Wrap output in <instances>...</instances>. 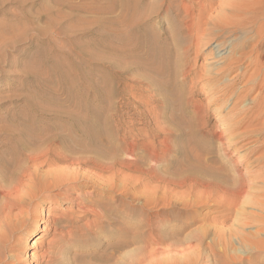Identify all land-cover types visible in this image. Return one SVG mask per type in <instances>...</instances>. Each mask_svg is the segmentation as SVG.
Segmentation results:
<instances>
[{
    "label": "rangeland",
    "instance_id": "rangeland-1",
    "mask_svg": "<svg viewBox=\"0 0 264 264\" xmlns=\"http://www.w3.org/2000/svg\"><path fill=\"white\" fill-rule=\"evenodd\" d=\"M61 1L68 4L67 8L58 6L55 3L56 0H0V130L2 129L0 131V168L4 159V151H6L2 147V142L13 141L16 138L11 136L13 133L9 134L8 130L5 131L4 127L8 126L14 129L19 126L17 127L19 132L20 129L22 131L27 129L28 131L24 130V132L46 137L51 131L68 133L67 131L74 128L76 124L83 122L82 125L90 131V136L94 131H98L101 134V140H109V144L114 146L118 157L127 159L140 167L144 163L142 167L148 171L152 166V172L156 169L160 173L163 172V176L168 177L170 174V178L178 176L177 179L183 177L190 165H196L194 163H197V159L201 156L205 161L211 157L221 159L226 169L233 173L232 162L238 157L242 159L243 155L247 156L248 152L255 148L256 141L259 139L256 136L258 133L246 137L242 143L245 147L234 153V157L226 156L222 151L223 145L217 141V135L220 134V130L223 131L219 120L231 114L234 103H227L218 113L216 106H212L208 100H202L204 98L200 96L193 99L192 96L197 91V87L207 91L218 87L221 83H202L198 86L197 81L194 82L191 79L183 81L180 76L189 69L193 70L195 76L208 75L211 73V68L218 63L212 52L217 41L204 45L202 53L197 51L192 37L185 28L188 21V10L198 17L201 8L208 10L211 8L212 13L210 14L213 17H219L224 14L228 0H166L167 4L172 3L173 6L169 15L170 19H163L165 8L162 0H136V5L132 7V10L124 8L107 10L108 6L114 4L111 0ZM131 1L133 0H120V3L129 6ZM251 1L229 0V3L245 4L252 3ZM263 5L264 0L262 7ZM81 7L83 11L79 12ZM225 14L229 12L226 11ZM259 21V18L256 21L253 20L251 24L244 27L245 29H233V37L243 33L247 35L253 33L256 28L255 23ZM211 32L219 35L215 29ZM222 41L224 42L225 39L219 42ZM251 50L252 47L248 49V52ZM223 65L218 66L223 67ZM152 66L158 67L162 71L161 75L154 76L151 72ZM148 73H152L150 76L154 79L149 78ZM235 75H229L228 79H232ZM176 76L180 77L179 82L171 85L170 81ZM154 80L156 84L161 83L158 87L163 89H157L158 87L153 89L151 84ZM148 82H152L151 86ZM256 95L257 93L252 98ZM201 100L202 103L198 108L191 107V101L198 103ZM240 109L241 107L235 112ZM253 119H255L254 116ZM198 123L200 127L196 126ZM22 127L25 128L22 129ZM260 127L264 130V123L258 128ZM10 128L9 130L13 129ZM258 128L251 127L247 130ZM14 129L13 131H16ZM72 133L75 139H80L76 131ZM194 138L199 140L201 147L197 146ZM126 144L136 145V156L126 157L124 154ZM196 147L206 149V151L201 153L196 150ZM259 156H253V159ZM139 161L140 165H137ZM62 166L58 168L75 170V167L69 165ZM51 169L48 171H52ZM56 170H58L57 167ZM88 170L85 169L86 172ZM177 170L178 172L182 170V173L178 175ZM124 171L125 173L117 174L118 176L114 177L115 180L108 179V175L107 177L103 175L101 176L103 180L100 178L99 184L93 180L87 184L83 183L79 186L81 187L79 191H71L61 202H47L38 209L40 217L36 224L22 222L13 229H8L9 231H2L0 233V264H47L49 259H53L54 264L55 262L56 264H112L108 261L110 257H114L115 264H120L127 254L140 247V239L126 238L123 240V247L114 250L111 246L113 240L109 236L121 231L126 222L105 211L114 214L116 209L123 211L127 206L132 212L130 221L137 226L146 223L150 216L163 213L165 208L159 203L166 202L167 196L168 201L172 197L181 199V202L184 199L186 201L188 200L187 195L189 199L192 198V201L198 199L194 197L195 195L198 197L199 192L191 195L185 190H177V193L173 192L176 195H166V201H164V191L158 188L156 181L149 182L144 179V176L142 181L140 173L133 172V170L131 173ZM158 171L157 174L161 175ZM88 172L90 175L93 171L91 169ZM136 177L142 182H139ZM128 179L130 183H127ZM132 182L135 184L133 185ZM147 183L153 184L150 187ZM153 185L158 191L155 188L151 189ZM155 191L160 192L158 194ZM135 193L138 198L135 197ZM177 194L180 196L177 197ZM146 197L152 200L144 208L142 203ZM0 200L1 205V194ZM153 201L155 202L152 203ZM189 210H192L191 213L198 221L196 225L190 226L191 231L200 229L205 222L206 224L212 223L211 227L209 226L211 233L216 229L218 233L220 230L223 233V231H231V229L237 231L238 229L237 223L234 222L236 214L231 215L226 223L221 222L219 217L222 216L220 212L222 206L215 202L207 206L189 208ZM246 211L247 213L256 212L250 208ZM48 213L50 218H47ZM183 216L179 214L180 218ZM57 218L59 223L55 225L54 219ZM260 220L264 222V219ZM156 226L159 227L158 224ZM213 227L217 228L213 231ZM256 229L255 225L246 229L248 234L245 238L251 233L248 236L251 240L247 237L250 242L252 238V242H258L260 237L263 238V235L257 236L258 230ZM214 233L211 239L212 237L216 239L219 235L217 233L215 237ZM232 233L231 231L230 234ZM230 234L228 232L225 240L228 238L226 241L231 242L229 247L232 245V248H236L234 249L237 252H232L231 247V251L228 252L233 256L227 253L226 243V248L221 244V241L222 243L225 241L224 238L220 241L217 239L220 243H215V245H222L219 248L222 247L225 250L227 257L230 255L228 260L231 261L233 257L238 261L231 263L226 258L227 261H221H225L226 264H246L247 261L252 262L251 264H259L261 258H258L255 253L248 252L246 245L240 249L241 246H238L236 238L232 236L237 245L234 246L235 243L233 238L230 239ZM254 237L258 238L255 240ZM217 240L214 242H218ZM195 245L196 243L191 244L192 247H196ZM219 248L214 251L216 257L214 253H209L211 254L209 260L206 258L205 263L204 258L199 264L212 262L214 264L215 258L224 259L221 255L224 251ZM235 253L238 256H235ZM242 253L245 254L242 255ZM217 254L221 257L218 258ZM247 256L250 258H246ZM242 260L245 262H241ZM185 261L182 263L190 264ZM219 261H217L218 264Z\"/></svg>",
    "mask_w": 264,
    "mask_h": 264
},
{
    "label": "bare ground",
    "instance_id": "bare-ground-1",
    "mask_svg": "<svg viewBox=\"0 0 264 264\" xmlns=\"http://www.w3.org/2000/svg\"><path fill=\"white\" fill-rule=\"evenodd\" d=\"M111 1H113L114 4L112 6H108L106 8L107 10L116 8L132 10V7L136 5V0L131 1L132 3L129 6L121 5L120 0ZM162 2L163 7L165 8L163 19H170V11L173 8L172 3L167 4L166 0H162ZM251 2L252 3L247 2L245 4H236L232 2L230 4L228 0V3H225L226 9L223 11L224 14H221L220 16L218 15L219 17H213L212 14H210L212 13L210 10L211 8L209 10L207 8H201V13L198 15V17H195L194 13H191L189 10L188 12L186 11L188 21L186 20L187 23L185 25V28L187 29L189 35L192 37V42L195 43L198 49L197 51L201 52L204 45L211 43V41H217L215 42L216 46L212 48V52L214 59H216L218 63L211 68V73L208 75L195 76L193 70L189 69L182 73V75H180L181 78L183 79V81H185L186 79H191L194 82L197 81L198 86H200V84L202 83H221L218 87H213L207 91H203L201 87H197V91L192 96L193 99L200 96L204 98L202 100H208V102L211 103L212 106H216L215 109L218 113L223 107H225L227 103H234V109L232 110L231 114L228 117H222L219 120L221 121V124L223 126V131L220 130V134L217 135V141L223 145V153H225L226 156L234 157V153H237V151L245 147L242 145L245 138L250 137L253 133H258L256 136L259 137V139L256 141L255 148L249 151L247 156L240 155L242 156V159H239L240 157H238V159H235L232 162V167L234 170L233 173H230L231 171L229 172L226 169V165L221 161V159L211 157L205 161L204 157L202 156L197 159V163H194L196 165L192 166L193 164L191 162L192 165H190L186 173L185 170L181 167L184 170L183 173L185 174L182 178L179 179H177L178 176H175L177 178H170V174L168 175V177H166L165 175L163 176L164 173H160L155 168L154 169L156 170V173L155 170L152 172V166L148 171L145 167V169L142 167L144 163L140 167L136 166V164L130 162L127 159L118 157L115 148H113L114 146L109 144V140H101V134L98 131H94V133L92 132L94 136L92 135V133V136H90V131H88L85 126L82 125L83 122L76 124L74 128L67 131L68 133H54L53 131H51L50 134L48 133L49 135L46 137L33 134L31 135L28 134V132H24V130L27 129H24L23 131L20 129L19 132V128L17 130V127L19 126H16V129L12 127L18 132L13 131V129L9 126L8 127L12 130H9L8 127H4L5 131L8 130L9 134L13 133V135L11 136L16 138L13 141L2 142V147L6 149V151H4V159L0 168V194L2 195V203L0 205V233L4 230L9 231L8 229L11 230L13 229V227L22 222H32V224H36L38 222V217H40V212L38 211L39 208L43 207L47 202L58 203L62 200H65L66 196L69 195L71 191H79L81 188L79 186L83 183L87 184L89 181L93 180L95 181V183L99 184L100 181L103 180V177L101 178V176L103 175H108V179L112 180L115 176H118L117 174H120L122 172L125 173L124 170L130 173L133 170V172L140 173V177L142 178L144 176V179L149 182L153 180L156 181L158 183V188L164 191V201H166V195L173 194V192L177 193V190H185V192H188L191 195H194L193 193L196 194V192H199V195H197L198 197H196V195L195 197L193 196L194 199L198 198L193 201L191 200L192 198L189 196V199L187 195L188 200L184 201V199L182 200V202L181 199L178 200L176 198L174 199L173 197L171 198V200L169 199L170 201H168L167 196L166 202L159 203L162 204L163 208H165L163 213H160L161 215L155 214L154 216H150L146 223L137 226H135L130 221L132 218V212L127 206L124 207L123 211H118L116 209L114 214L113 212L110 213L108 211H105V213L114 215L121 221L124 220V222H126L125 227L122 228L121 231L113 233L109 236V238L113 240L111 246L114 250L121 249L124 245L123 240L126 238L140 239V247H138L137 250L127 254L125 259L123 261L121 260V263L119 262L120 264H181L185 260L190 264H199L204 260V258L208 259L209 256L213 254L221 244H223L225 247L226 243V245L228 246L227 248L225 247L226 251L228 249L227 253L231 250L232 252H237L235 250V247V249L232 248V245V247L230 246L232 249L229 247L231 242L229 243L228 241H226L228 240V238L225 240V236H228V232L230 234L231 231L233 233L229 235V237H231L230 239L234 237L236 238L237 242L234 240V238V241H231H233L234 243H238V246H241L239 247L240 249L247 246L246 250L248 248V252L250 251L251 254L255 253L258 258H261L259 264H264V222L260 220L264 219V130L261 129V127L258 128L262 125V123H264V5L262 7L263 0H252ZM55 3L58 6L65 8H67L66 6L68 5L61 0H56ZM152 8L154 9V7ZM198 10L200 9L198 8ZM81 11H83L82 7L80 8L79 12ZM226 11L229 12V14H225ZM258 18L260 19V21L257 24L255 23L256 28L253 33L249 35L243 33L242 35L240 34V36L233 37V29H242L251 24L253 20L256 21V19ZM212 29H215L219 33V35L212 33ZM122 37L123 36H121V38ZM222 38L225 39V41L219 42L223 40ZM250 47H252V50L248 52V49ZM250 54L251 56H249ZM220 64H224L223 67H219L218 65ZM151 72L154 76H159L162 73V71L159 70L158 67L155 68L154 66H152ZM152 73L147 74L149 75V78L151 77L150 75ZM231 74L236 75L232 79H228V76ZM177 76L174 78V80L170 81L171 85L177 84V82H179L178 79L180 77L177 78ZM149 78L145 79L149 81ZM151 78L154 79V77ZM151 83H149V85ZM142 84L146 85L145 83ZM160 84L161 83L156 84L154 80L151 84L152 86H150L152 88L154 87L153 89H155L158 87V85L160 86ZM160 88L163 89L162 87ZM160 88L158 87L157 89ZM164 88L166 89V87ZM255 93H257V95L252 98ZM202 100L198 103H194V101H191V107L198 108L202 103ZM240 107L241 109L235 112V110ZM253 116L255 119H253ZM18 118L20 117L18 116ZM27 121H25V123ZM14 124L16 125L15 122ZM93 125L96 127L95 124ZM179 126L181 125L179 124ZM196 126L200 127V123H198ZM225 126H227L228 128ZM251 127L258 129L247 130ZM23 128L25 127H22V129ZM0 131H2V129ZM73 131H76V133L80 135V139H75L74 134L72 133ZM194 142L198 144V147H201L200 142L199 140H197V138H194ZM136 148L137 147L135 144H126L124 148V154L126 155V157L129 156L132 158L136 156ZM196 150L201 151V153H204L206 151V149H200L197 147ZM256 155L260 156L253 159V156ZM62 165L75 167V170L73 171L72 169V171H69L70 169H63L64 167ZM137 165H140V161ZM59 166H62L63 168H58ZM69 166H67V168ZM56 167L58 170H56ZM47 168H54L55 170H45ZM85 169H92L94 173L91 172V174L89 175V170L87 171V173ZM157 171L161 175L157 174ZM180 172L182 173V170H180ZM180 172H178L177 170L178 175L181 174ZM92 173L94 175H92ZM122 175L123 174H121V176ZM105 176L104 179L107 177ZM110 176H112V178ZM136 179L138 180L137 177ZM257 179H259L260 181H258ZM127 183H130V180ZM134 184L135 183H133V185ZM150 184L149 186L151 187L153 183ZM154 188L155 186L151 189ZM156 189L157 187L155 188V190ZM159 192L156 193L159 194ZM178 195L179 194H177V197ZM135 197H137V194ZM160 197L162 196L160 195ZM151 200L149 197H146L144 203H142V205L144 204L143 207H147ZM154 202L155 201H153L152 203ZM212 202H215L222 206V211H220L222 212V216L219 217L222 223H226L227 221H229L228 218L231 215H237L234 222L237 223L236 226L240 231H238V229L237 231L236 229L235 231H233L234 229H231V231L224 232L223 228V233H227V235H224L223 233H221V230L219 231V233L216 232L218 231V229H216L217 227H213V231L214 229L216 230L214 231L215 233H212L215 234V237L217 233L219 235H217L216 239H213V237L211 239L212 233L209 228V226L211 227L212 225L211 222V224H206L207 222H205V224L203 223V226H201V228L199 227L200 229L191 231L190 226L196 225L198 221L196 216L191 213L192 210H189V208L193 209L194 207L207 206ZM248 208L256 211V214L253 212L247 213L246 209ZM180 210H182L183 212H180ZM179 214H183L184 216L180 218ZM47 216V218H50L49 213ZM220 219L218 221H220ZM54 222L55 225H58V218L54 219ZM157 224L159 225V227L156 226ZM252 225H255L257 228L256 230H258V232H256L258 234L257 236L263 235V238L260 237V240H257L258 242L255 241L258 238H255L256 236L254 237L255 242H252L253 238L251 242L247 240V237L251 233H249V235L245 238V235L248 234V231L246 229ZM244 232L246 234H244ZM254 235L251 236L253 237ZM183 238L184 240H182ZM217 239L219 241L221 239L225 241L223 243L221 241V244L218 246L217 244L215 245V243H220ZM248 239L250 238L248 237ZM209 240L210 242H208ZM214 240H217L218 242H214ZM193 243H196V247L191 246V244L193 245ZM236 243L233 245L237 246ZM215 246L218 247L216 248ZM221 248H219V250H221ZM222 250L225 252L223 248ZM209 253L211 254L209 255ZM223 253L221 255H223L224 259L221 258L219 259L220 261L215 258V253L213 254L215 257L212 255L213 258H215L214 264H218L217 261H219V264H226L225 261L230 259L231 254L228 253L230 255L229 257H227L228 254H226L225 252V257V254ZM244 254L242 253V255ZM217 255L219 256H217L218 258L221 257L220 254ZM235 256H238V254H236ZM113 258L114 257H110L108 259V261L112 264L116 261L115 260L113 262ZM246 258H248V256ZM207 259L206 261H204L205 263L207 262ZM237 261L232 257L230 262L237 263ZM243 261L244 260H242L241 262ZM247 262L246 264L252 263ZM47 264H54L53 259H49Z\"/></svg>",
    "mask_w": 264,
    "mask_h": 264
}]
</instances>
